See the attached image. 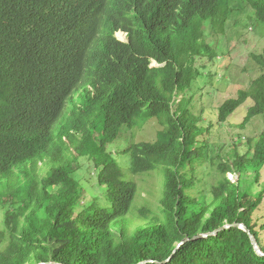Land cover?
Listing matches in <instances>:
<instances>
[{"label":"trees","instance_id":"16d2710c","mask_svg":"<svg viewBox=\"0 0 264 264\" xmlns=\"http://www.w3.org/2000/svg\"><path fill=\"white\" fill-rule=\"evenodd\" d=\"M235 1L0 0V264H264L241 229L192 239L238 223L264 253V187L241 192L228 178L252 170L257 181L264 132L251 159L210 160L206 172L203 129L176 102L199 76L194 58H212L204 23L223 26ZM241 1L264 25V0ZM249 99L240 128L264 119V74L224 101L217 122ZM142 116L160 125L156 141L122 153L132 175L158 171L164 183L157 208L132 211L137 185L107 148ZM81 157L99 170L104 204H83ZM133 220L144 223L131 233Z\"/></svg>","mask_w":264,"mask_h":264},{"label":"rangeland","instance_id":"374dc122","mask_svg":"<svg viewBox=\"0 0 264 264\" xmlns=\"http://www.w3.org/2000/svg\"><path fill=\"white\" fill-rule=\"evenodd\" d=\"M232 6L235 10L223 26L210 21L204 23L203 39L214 56L209 58L206 53L194 58L193 64L199 76L176 99V102L182 100V106L197 120V126L203 129L204 133L198 140L205 145V171L210 173L215 168L210 164V160L216 165L218 159L227 161L234 155H245L251 159L254 147L264 132V119L260 116L253 118L244 128H240L247 109L253 104L250 99L230 115L226 122H217L218 108L224 101L236 97L238 91L248 89L255 79L264 74V25L256 21L250 7L243 1L237 0ZM115 36L120 41H126L125 34L121 32ZM78 93H81V89ZM160 130L161 127L155 119L142 116L134 128H121L115 142L107 148L111 159L120 168L123 178L137 185V196L132 211L140 206L157 208L164 180L158 171L146 175H132L128 171L129 155L123 154L122 151L132 142H155ZM76 139L78 140L79 136ZM76 163L78 171L74 173V177L84 191L83 204L92 198L104 204L102 199L104 188L96 183L99 170L86 157L78 158ZM38 167L41 178L47 174L48 169L41 164ZM228 177L232 182L239 181L241 192L250 190L256 193L264 187V168L256 182L252 170L245 171L240 176L228 174ZM205 181L213 182L209 177H205ZM255 217L259 223H264V202L258 208ZM143 223L138 220L128 222V232L132 233L135 227ZM2 229L3 224L0 222V230ZM260 235L264 241V231Z\"/></svg>","mask_w":264,"mask_h":264},{"label":"water","instance_id":"95a60500","mask_svg":"<svg viewBox=\"0 0 264 264\" xmlns=\"http://www.w3.org/2000/svg\"><path fill=\"white\" fill-rule=\"evenodd\" d=\"M230 228H238V229H241L242 231H244L248 235V237H249V239L251 241V244H252L254 250L256 251V253L260 257H264V253L259 248V246H258V244H257V242H256V240L254 238V236L251 234L250 230L245 225H243V224L234 223V224H231V225H225V226H223V227H221V228H219V229H217V230H215V231H213L211 233H208V234H199V235L193 237L192 239H201V238L211 237V236H214V235L218 234L219 232L225 231V230L230 229ZM183 242H184V240L181 241L176 246V248L179 247ZM41 264H43V263H41ZM47 264H53V263H47Z\"/></svg>","mask_w":264,"mask_h":264},{"label":"built area","instance_id":"2783aa9c","mask_svg":"<svg viewBox=\"0 0 264 264\" xmlns=\"http://www.w3.org/2000/svg\"><path fill=\"white\" fill-rule=\"evenodd\" d=\"M230 175V174H229ZM229 178V177H228ZM231 181V179H229ZM232 182V181H231Z\"/></svg>","mask_w":264,"mask_h":264}]
</instances>
